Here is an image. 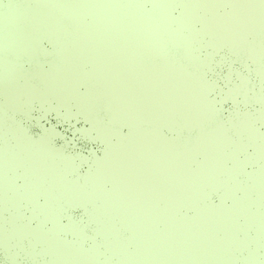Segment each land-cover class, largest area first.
Returning <instances> with one entry per match:
<instances>
[{"label": "rangeland", "instance_id": "374dc122", "mask_svg": "<svg viewBox=\"0 0 264 264\" xmlns=\"http://www.w3.org/2000/svg\"><path fill=\"white\" fill-rule=\"evenodd\" d=\"M33 1L36 8L45 6L65 25L42 16L33 21L36 14L29 15L26 9V14L19 13L23 20L21 27L15 25L19 29L15 40L0 39V248L5 257L14 264L19 251L38 264H237L239 260L240 264H264V210L260 205L264 130L255 125L257 114L237 111L229 125L218 117L219 111L206 94L209 84L189 75L190 65L175 67L169 53L163 52L162 45L166 48L170 42L160 39V31L172 34L170 17L162 12L160 28L150 23L157 7L145 13L149 18L143 21L133 13L135 7L129 9L113 0ZM172 1L162 0L161 5L167 10ZM200 1L183 0L179 27L186 45L200 41L184 21ZM209 2L213 9L228 2L231 9L213 10L211 16L207 11L194 14L203 33L210 35L215 47L228 44L237 58L248 53L264 76V38L257 39L264 32V0ZM126 18L134 27L150 25L141 33L148 48L135 32L122 29L119 21ZM44 32L56 48L50 67L44 70L35 61L31 72L17 68L7 47L17 44L31 59L35 54L40 57L39 37ZM170 48L177 55L179 51ZM2 51L7 53L2 55ZM210 58L192 56L194 73L209 64ZM132 68L136 70L131 72ZM194 77L198 80L191 86ZM239 77V84L228 90L230 94L250 85L248 75ZM179 78L183 89L178 88ZM191 91L200 98L198 103L192 100ZM244 96L247 100L256 97L264 109V93L255 90ZM35 100L42 105L55 101L53 107H64L67 115L74 103L90 121L104 148L100 156L93 155L86 172L74 176L85 158L80 155L77 161L76 155L53 145L47 129L36 139L26 134L15 112H27ZM187 109L190 113L185 115ZM158 115L163 117L158 119ZM122 122L129 124L127 134L120 132ZM164 125L177 126V136H167ZM193 126L198 128L194 137L182 133ZM247 144L254 146L253 152L240 157ZM196 151H202L203 158L193 166ZM227 157L232 167L225 165ZM249 160L261 163L247 171ZM239 172L245 178L238 181L235 174ZM18 175L22 184L16 182ZM218 187L221 198L232 199L230 204L208 199L210 190ZM237 187L243 189L242 194H235ZM39 194L43 202L38 201ZM23 202L30 208L27 216ZM78 203L85 205L90 221L95 222L94 234L100 235L99 239L91 235L89 246L84 242L86 224L72 216L67 223L61 222L65 209ZM183 206L192 207L194 213L183 212ZM7 207L12 208L8 215ZM31 219L37 222L33 225ZM47 219L51 225L44 229ZM250 227L255 233H250ZM239 230L242 236L237 235ZM64 231L74 233L75 239L62 236ZM103 245L109 254L103 255ZM261 247L263 258L258 255ZM244 248L246 254L238 259L237 249ZM47 255L46 262L43 257Z\"/></svg>", "mask_w": 264, "mask_h": 264}, {"label": "water", "instance_id": "95a60500", "mask_svg": "<svg viewBox=\"0 0 264 264\" xmlns=\"http://www.w3.org/2000/svg\"><path fill=\"white\" fill-rule=\"evenodd\" d=\"M63 1V0H60ZM119 5H125L126 8L133 9V13H135L138 18L141 20H147L149 18L145 13H148L150 10L151 12L154 10L155 7L157 9L154 10L155 15L150 23H155L159 28L160 26V20L163 18L161 17L162 12L166 13L170 19H168V27L171 30V33H169L168 30H165L164 32L160 31V39H167L169 43V47H172L173 50L177 49L179 52L177 55H175V52L169 51V54L167 57H169L174 64L179 65H190L191 68L190 71L200 79L202 83L205 84L207 82L209 84V87L206 90V94L208 99L214 104L215 108L219 111V118L221 120L226 121V125H229L230 119L235 115L237 111H243L248 110L249 112L253 114H257V119L255 120V125L259 127V130H264V109H262L261 102L256 99V97H251V99L247 100L244 97L245 92H247L250 96L254 93L255 90H258L261 93H264V76H261L257 71V65L253 58L248 53H242V56L237 58L234 55V52L230 49L228 44H223L222 46L215 47L211 41H210V35L208 33H203L202 23L197 15L203 13V11L209 12V15L213 13L212 11H216V13H222L225 11H228L231 9V4L226 2L224 5H219L218 9H213L210 6L211 0H203L200 1L198 5L194 4L196 8L192 10V14H188V18L184 21L187 22L190 31L194 32V37L198 38L200 41L195 43H190L186 45V42L184 43L182 39V32L180 31L179 24L180 17L183 11V0H173L172 4H170V7L165 10L164 7L161 5L162 0H136L135 2L129 1V0H113ZM61 3V2H60ZM138 4V6H137ZM203 5V6H200ZM206 4V5H205ZM29 5V6H27ZM37 3L33 0H25V3H23V0H0V39L2 42V37H6L7 43L9 40H15V35L19 31L15 29V25L19 24V27H21V20H23V17H20L19 13L26 14L25 11L29 10V15L31 14H39V16H42L47 19H57L59 16L57 15H50V12L45 9V6L42 9L36 8ZM130 6V7H129ZM26 7V8H25ZM27 9V10H26ZM128 9V10H129ZM190 9V8H189ZM211 9V10H210ZM47 11V12H45ZM166 11V12H165ZM30 18V16H29ZM29 21V19H28ZM119 22H122V29L125 31H129V33L134 32L135 28L133 25H131L130 21L126 18ZM173 31V32H172ZM148 32V31H147ZM166 35H165V34ZM261 33L257 37V39H263L264 38V32ZM49 33L44 32L43 35H40L39 37V48L42 50H39L40 57H36L31 59L28 56V53L17 49L19 46L17 44L11 45L10 47H7L8 51L10 52V56L12 57V60L16 63L17 68L20 70L25 71H33L35 69V61L39 68H42L44 70L48 69L51 65V62H53V56L55 54V44L53 42V39L49 36ZM252 36V35H251ZM172 39V40H171ZM189 46V47H188ZM32 48V46H31ZM22 52L26 55L23 56ZM31 52H34V49H32ZM45 52L47 56L45 55ZM162 52V51H161ZM2 55L7 53L5 51L1 52ZM37 53V52H36ZM163 53V52H162ZM157 54V53H156ZM207 55H210V63L205 65L204 67L197 68V71L195 72L192 69V56L204 58ZM158 57H161L158 55ZM182 57V58H181ZM183 59V60H182ZM86 68L89 67L85 66ZM187 67V66H186ZM195 67V66H193ZM239 74L248 75L250 85L246 87H241L242 89H239L238 91H235L234 94H230L228 90L233 85H237L240 82ZM178 85L179 89H183L182 80L178 79ZM86 88L85 84H80V89L84 90ZM193 89H195L193 87ZM196 90V89H195ZM193 95H191L192 100L195 103H198L200 101V98L195 97L196 93L194 91H191ZM3 99V98H1ZM225 99H230L232 101L231 106H223ZM55 104V101L51 102V105L48 104H41L38 100L33 101V103L30 106V109L27 112H21L17 111L15 112L17 120L20 121L21 126L24 127V131L27 135H30L33 139L39 138L41 135L40 133L43 131V129H51L53 127V121L49 118H47L48 113H54L57 117L62 118L63 120L67 121L68 123H71L74 125V128L71 130L73 133L72 137H69L66 135L62 130H57V138H53L51 136V143L55 145L56 147L61 146L65 149L66 152H69L73 155L77 156V161H79V156L81 155L85 159H83V162L78 163V169L74 173V176H77L80 173L86 172L92 165L93 155L100 156L103 153L104 148V142L96 135V130L93 128H90V121L85 117L81 111L78 110L77 106L72 103L71 108V114L67 115L65 114V108H56L53 107ZM49 105V107H47ZM105 113V111H103ZM254 116V115H253ZM44 117V118H42ZM144 123H147L144 121ZM89 132L85 134V131ZM120 132L123 134H127L129 131V124L127 122H122L119 126ZM78 133L81 135H86L91 139V143L88 147V150L85 152L82 149H80L79 145L75 143L74 136ZM163 131L167 136H177V126L175 128L170 127L168 125L163 126ZM198 128L196 126L191 127L190 129L184 128L183 134L189 133L192 135V137L195 136L197 133ZM233 132V130H232ZM1 137V133H0ZM3 139V138H2ZM57 139L59 142H57ZM112 139L116 140L117 136L115 134L112 135ZM13 142V141H12ZM11 142V143H12ZM0 144H1V138H0ZM254 150V146L252 144H247L243 151L240 152V157L245 155V153H252ZM195 158L192 160V165H196V161H200L203 158L202 151H196L195 152ZM87 160V161H86ZM89 160V161H88ZM225 165L227 167H232V160L230 157H227L224 159ZM261 162H258L256 160H249L245 163V170L247 171H253L255 168H257L260 165ZM22 169H19V172ZM236 173V172H235ZM233 175V174H231ZM235 177L239 181L241 178H245L242 173L239 172V175L235 174ZM18 184L23 183V178L19 175L17 176ZM109 186V185H108ZM243 189L241 187L235 188V194L240 195L242 194ZM255 195V193H254ZM222 195V189L221 188H212L209 192L208 199L213 202H224L225 204H230L232 199L230 197H223ZM39 202H43L44 196L42 194H39L37 197ZM261 208L264 210V196L261 197L260 201ZM23 212L27 216L30 213V208L27 206L25 202H23ZM12 207V206H11ZM11 207H7L6 215L12 211ZM69 207L72 209V211H69ZM183 212H186L188 214H193L194 209L192 207L183 206L182 208ZM72 216L76 220L80 221L82 225L87 226V236L84 239L85 246H89L92 242L91 235L94 234V223L90 221L88 216V211L85 205L83 204H74L72 206H68L65 209V212L61 215V222L67 223L68 217ZM239 223H243V217L239 216L238 219ZM37 222L36 219H31V224H35ZM51 225V220H45L44 221V229H47ZM250 233H255V229L250 227ZM124 232V230H123ZM125 233H128L127 231ZM243 231L239 230V233L237 232V235L242 236ZM62 236L66 237L67 239H75V234L71 231H64ZM98 239L100 238V235L96 236ZM129 247H133L131 244ZM105 247L103 245V255L109 254V252H104ZM246 249H237L236 255L238 259H241L243 255L246 254ZM18 259L16 264H38V260L35 259H28L27 255L19 251L17 252ZM259 258H263V249L258 250ZM5 253L0 248V264H14L12 261L7 259L5 257ZM113 259H116V255H112ZM104 257V256H103ZM44 261L47 262L49 256L43 257ZM47 264H51L50 262H47ZM237 264H240V260L237 262Z\"/></svg>", "mask_w": 264, "mask_h": 264}, {"label": "snow or ice", "instance_id": "6c2138e0", "mask_svg": "<svg viewBox=\"0 0 264 264\" xmlns=\"http://www.w3.org/2000/svg\"><path fill=\"white\" fill-rule=\"evenodd\" d=\"M86 103H87V101H86ZM231 105H232V101L230 99H225L224 105H222V107L223 106H231ZM42 118H44V117H42ZM47 118H49L53 121V127L51 129H47V131L50 132V134L52 135L53 138H57V130L58 129L62 130L69 137L73 136V133L71 130L74 128V125H72L71 123H68L67 121L63 120L62 118L57 117L56 114H54V113H48ZM74 139H75V143L77 145H79L80 149H82L85 152L88 150V147L91 143V139L88 136L79 134L78 130H77V134L74 136ZM57 142H59L58 139H57ZM68 210L72 211V209L70 207Z\"/></svg>", "mask_w": 264, "mask_h": 264}, {"label": "bare ground", "instance_id": "6f19581e", "mask_svg": "<svg viewBox=\"0 0 264 264\" xmlns=\"http://www.w3.org/2000/svg\"><path fill=\"white\" fill-rule=\"evenodd\" d=\"M119 12H120V11H119ZM119 12H118V13H119ZM40 17H41V16H39V14H36L35 16H32L31 19L34 21V20H38V18H40ZM56 21H57V20H56ZM58 21H62V20H58ZM59 23H60V22H59ZM60 25H61V23H60ZM142 26H143V27H142ZM142 26H141V28H140V26L136 25V26L134 27V28H135V31H134V32H135V34H136L137 36L139 35V39H140L139 41H140L141 43L143 42V43L145 44V46L148 48V44L145 42V40H143V39L141 38V33H142L144 30L148 29L150 25H147V26H146V25H142ZM150 28H151V27H150ZM151 30H152V29H151ZM152 31H154V30H152ZM147 37L150 38V41H151V37H150L149 35H148ZM156 39H157V38H156ZM148 41H149V40H148ZM163 52H164V51H163ZM164 53H165V52H164ZM134 70H136V69L132 68L130 71L133 72ZM131 72H130V73H131ZM163 77H165V76H163ZM181 77H182V76H181ZM133 80H134V79H133ZM133 80H132V81H133ZM151 113H153V111H151ZM141 115H142V114H141ZM161 116H162V115H158L157 118L159 119V117L161 118ZM162 117H163V116H162Z\"/></svg>", "mask_w": 264, "mask_h": 264}, {"label": "trees", "instance_id": "16d2710c", "mask_svg": "<svg viewBox=\"0 0 264 264\" xmlns=\"http://www.w3.org/2000/svg\"><path fill=\"white\" fill-rule=\"evenodd\" d=\"M114 13H115V12H114ZM120 14H121V16L123 15V10L120 11ZM56 20H57V19H56ZM56 20H55V21H56ZM57 21H58V20H57ZM58 22H60L61 24H63L61 21H58ZM66 23H67V25H69V27H72V26L74 25V24H71L67 19H66ZM63 25H65V21H64V24H63ZM136 25H137V24H136ZM138 26H139V25H138ZM72 28H73V27H72ZM159 43L161 44L160 41H159ZM161 45H162V44H161ZM162 47H163L162 50H163L164 52H165V50H166V51L169 53V51H168L169 49L167 48V47H168V44H167V47H166V48H165L163 45H162ZM169 48H170V47H169ZM170 49H171V48H170ZM172 50H173V49H172ZM177 51H179V50H177ZM171 62H172V64H173L175 67L183 68V67H181V66H183V65L174 64L172 60H171ZM185 66H188V65H185ZM185 66H184V67H185ZM185 68H187V67H185ZM187 72H188L189 75H191V74L193 75V73H191V71H190L189 68L187 69ZM195 80H198V78L194 77V78H193V81H192V79H191V83H190L191 86H193V85L195 86V85H196V84L194 83ZM182 109H183V108H182ZM132 112L135 113V111H132ZM189 113H190V110L187 109V112H186L185 115H188ZM175 114H176V113H175ZM175 114H172L171 117H173ZM137 115L139 116L140 113L137 112ZM154 116H155V115H154ZM164 123H166V122H164ZM164 123H163V124H164Z\"/></svg>", "mask_w": 264, "mask_h": 264}]
</instances>
